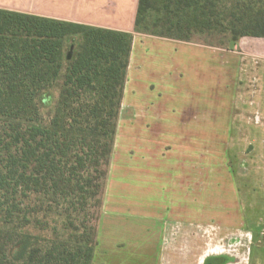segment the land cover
<instances>
[{
    "label": "rangeland",
    "instance_id": "obj_1",
    "mask_svg": "<svg viewBox=\"0 0 264 264\" xmlns=\"http://www.w3.org/2000/svg\"><path fill=\"white\" fill-rule=\"evenodd\" d=\"M221 39L136 41L96 264H159L165 224L190 237L176 251H191L192 264H264V59Z\"/></svg>",
    "mask_w": 264,
    "mask_h": 264
},
{
    "label": "trees",
    "instance_id": "obj_2",
    "mask_svg": "<svg viewBox=\"0 0 264 264\" xmlns=\"http://www.w3.org/2000/svg\"><path fill=\"white\" fill-rule=\"evenodd\" d=\"M134 33L264 38V0H137L133 33L0 8V264H96Z\"/></svg>",
    "mask_w": 264,
    "mask_h": 264
},
{
    "label": "crops",
    "instance_id": "obj_3",
    "mask_svg": "<svg viewBox=\"0 0 264 264\" xmlns=\"http://www.w3.org/2000/svg\"><path fill=\"white\" fill-rule=\"evenodd\" d=\"M33 5L35 6L32 7ZM136 5L137 0H0L1 9L129 33H133ZM152 38L154 37L134 33L122 100L128 86L129 72L133 67L136 41L143 42ZM176 43L183 44L182 42ZM234 47L240 48L249 56L264 59V38H241ZM180 121L185 126L187 125L184 116L180 118ZM146 126L148 127V125ZM184 127L181 129L184 130ZM189 130L191 131V127ZM186 226V223H183V227ZM167 227L170 226L167 224L163 226L164 230L159 237L161 241L159 264H163L164 258L167 260V264L171 262V258L177 260L179 264H192L191 251H189L188 257L184 256L183 258H181V253L176 251V245L184 242L189 243L190 237L187 240L185 235L183 237L169 235ZM166 243L171 246L164 252ZM204 259L205 257L198 264H205ZM230 263L235 264V261Z\"/></svg>",
    "mask_w": 264,
    "mask_h": 264
},
{
    "label": "flooded vegetation",
    "instance_id": "obj_4",
    "mask_svg": "<svg viewBox=\"0 0 264 264\" xmlns=\"http://www.w3.org/2000/svg\"><path fill=\"white\" fill-rule=\"evenodd\" d=\"M257 246L259 247V246H263V244H261V243H257Z\"/></svg>",
    "mask_w": 264,
    "mask_h": 264
}]
</instances>
